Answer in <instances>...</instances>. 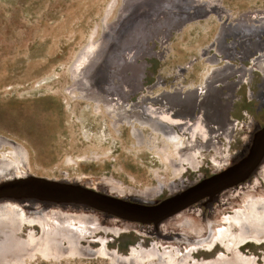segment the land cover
<instances>
[{
    "label": "rangeland",
    "instance_id": "obj_1",
    "mask_svg": "<svg viewBox=\"0 0 264 264\" xmlns=\"http://www.w3.org/2000/svg\"><path fill=\"white\" fill-rule=\"evenodd\" d=\"M125 1L128 3L126 4ZM154 1L0 0V135L15 141L26 150L24 176L20 178L14 176L12 179L18 178L22 183H28L26 177L32 176L34 179L30 183L44 181L80 185L98 195L138 206L158 207L168 199L187 192L176 199L179 203L187 196L195 194L185 200V206L183 201L180 203L179 206L183 208L179 211L170 214L168 212V215L162 218L158 217L157 220L143 223L126 220L112 213L107 214L88 205L52 203L59 207L61 205L78 207L87 211L88 217L77 216V218L68 215V212H58L54 214L55 218L50 216L49 212H44L46 219H52V223L56 220L58 223L55 224H59L62 228L69 220L71 225L79 226L80 222L75 221H79L80 218L93 220L96 217L97 220H93V224L89 222L91 224L89 229L106 230L98 235L100 237L98 240L102 243L91 244L89 248V244H86L85 248L91 252L89 256H86L80 246L72 247L64 244L62 251H56L52 247L41 245L33 252L40 253L41 249L46 247L50 252L55 253L57 259L45 261L31 254L23 260L13 261L12 264H130V258L138 259L134 264H150L154 261L159 262L158 264H203L219 256L226 260L224 264H245L244 260L249 264H264V245L257 246L250 243L241 246L240 249L236 248V243L238 244L245 237L236 227L234 228V224L229 223L228 216H224L223 219L226 225L224 224L221 229L216 227L219 233L222 232L220 236L222 245L219 244L211 252L203 248L187 252L190 246L194 245L193 239L197 235L192 231L197 229L204 233L206 219L213 217L215 211L232 202L231 190L242 187L250 189L257 180L258 170L264 166L263 156L260 164L243 181L235 185L224 181L217 185L219 187L205 188L211 182L199 186L201 182L233 166L246 153L254 134L264 127L262 78L259 76L260 73L250 71L251 65L245 63L252 56L250 51L254 53L251 45L256 41L244 40L238 49L232 50L239 58L236 57L237 61L232 62L233 67L248 70L240 74L241 79L237 77L227 80V83L232 84L233 87L231 96L226 101L221 100V106L226 104L228 108V119L234 123L230 143L226 144L220 140L224 150L223 157L232 158L231 165L226 166V169L225 164L221 167L214 165L211 161L212 156L208 154H205L204 159L199 160L198 164L192 162L190 170H187L186 166L175 164L176 167H171L163 164V153L160 151L164 150L171 155L172 149L166 148L167 143L162 136L154 135L149 130L142 132L138 137L142 142L139 145V141L129 137L127 129L122 127L113 130L109 117L95 116V113L87 107V103L79 104L80 101H73L66 93L74 86L71 82V72L75 71L73 64L88 42L102 41L94 54L96 60L110 45V38L105 39V37L118 35L121 32L125 36L123 42L126 44L129 41L128 44L125 45L123 42L116 44L114 47H109L105 53L117 56L122 54L119 58L122 62V70L125 66V71L122 73L123 82L118 80L117 88L123 85L131 87V83L138 82L139 92L128 97L126 104L136 105L140 99H143L140 108H144V111L140 109L139 114L144 119H148L159 108L158 105H152L153 99L163 93H173L176 88L180 92L183 90L181 88L194 87L202 83L211 69L205 58L210 52L206 56L202 54L213 43L216 32L221 27L228 29L237 21L264 23V0H176L177 2L170 0L168 7L157 10L155 16L142 19L143 25L141 21L138 22L141 25L140 29L132 31L128 24L135 23L133 20L147 13L149 8L146 6ZM169 7L174 8L175 14L180 11V16L175 19L176 30L165 33L168 35L155 31L148 34V37L144 36L146 39L142 43L143 48L136 53L137 42L140 40L138 35L145 32L141 30H147L156 19L166 17ZM175 14H171V17ZM226 34L225 47L232 43L233 34L237 33L230 30ZM132 37H136V40H131ZM260 44L264 47V42ZM213 54L212 51L210 56ZM224 60V57L220 58V61L224 62ZM223 65L218 67H224ZM219 88L220 93H226L221 86ZM133 110H128L127 107L125 112L128 115L137 113L136 109ZM223 111L226 112V109ZM183 125L186 129L198 128V125L194 127L187 122ZM249 125L252 127L250 131ZM179 134L184 136L181 132ZM190 139V142H195V139ZM196 141L198 144L201 143L199 139ZM24 153L21 152V156ZM79 157H87V160L73 164ZM179 173L180 175L176 176ZM91 178L102 179V182L98 180L99 182L91 183L89 181ZM222 179L225 178L221 177L216 181ZM32 186V184L28 185L29 188ZM167 186L172 190L169 191ZM222 189L230 192L227 194L226 190ZM145 191H147L146 198L151 197V201L143 202L136 196ZM8 200L11 203H39V200L35 199H26V202ZM11 219L18 220L17 216ZM183 219L186 222H183ZM94 221H101L102 224L97 225ZM164 223L167 225L169 223V226L166 228ZM177 223L182 224L176 227L174 224ZM160 225L162 228L159 229ZM255 225L251 223V226ZM80 229L85 232L84 227ZM224 229L226 231L228 229L233 235L227 234ZM229 235L232 236L230 238L233 239V243ZM226 242L232 244L234 248L232 251L242 256V262L233 260L232 255L227 251L230 245ZM109 254L125 263L117 262ZM231 260L233 263H227Z\"/></svg>",
    "mask_w": 264,
    "mask_h": 264
},
{
    "label": "bare ground",
    "instance_id": "obj_2",
    "mask_svg": "<svg viewBox=\"0 0 264 264\" xmlns=\"http://www.w3.org/2000/svg\"><path fill=\"white\" fill-rule=\"evenodd\" d=\"M169 1L170 0H155L150 5L146 6L149 8V11H147V13L142 14V16H140L138 19L133 20L135 21V23L133 22L134 24L132 22L128 24L131 26V30L134 31L133 29H138V28L140 29L139 26L143 25V22L141 21L142 19H147L149 16H155L157 10H160L162 7H168V5L170 4ZM125 2L126 4L128 3L127 1ZM166 12H167L166 17L156 19V21L153 24H151L147 30L146 29L141 30V32L142 31L145 32H142L140 33L141 35L140 34L138 35L140 40H138L137 42L136 53L140 51L139 49L143 48L142 43L145 42L144 40L146 39L144 38V36L147 35L148 37V34L153 33L155 31L156 33H163L164 35H168L165 33H168V31L176 30L177 27L175 26V19L177 18V16L178 17L180 16V11H178L175 14L174 8L172 9L170 8ZM137 13H135V15ZM171 14H175V15L171 17ZM139 21L142 22L141 25H139L138 23ZM237 22L234 23L232 26H230V28L228 29H226L225 27L224 28L221 27V29H219V31L216 32L217 34L213 40V43L210 45V47L206 48L204 53L202 54V56H206L209 52L210 54L212 53V51L214 52L212 56H210L209 54L208 57H205L206 63L210 65L211 69H209L208 73L203 78L202 83L200 82L201 83L200 85L194 87L190 86L189 88L188 87L181 88L183 90H181L180 92L177 91L178 88H176V91L173 93L172 92L170 94L163 93L159 95L155 100L153 99L152 102L153 103L152 105L159 106V108H157L158 111L155 112L154 109L153 116L149 117L148 119H144L139 114L141 110L144 111V108H140V103L141 101H143V99L142 100L140 99L136 105L126 104L128 97H131L133 94L139 92L140 88L137 85L138 82L136 84L131 83L132 85L131 87L130 85L127 86L123 85V87L117 88L118 80L122 81V73L123 71H125L124 70L125 66L124 69L122 70L123 67H121L122 62L119 58L120 55L117 56V55H113L112 53L111 54L105 53L107 52V49H109V47H114L116 46V44L117 45L121 44L124 41L125 36L122 35L121 32H119L118 35H111L109 37L110 45H108L106 49H104V51L99 56V58L97 59L95 58L96 60H94V54L96 53V49L99 48V45L102 41L93 42L92 40H90L88 42V44L85 46V48H83V50L80 52V54L78 55L77 59L73 64V70L75 71L71 72V79H72L71 82H73L74 86L73 89L67 91L66 93L70 98H72L73 101L75 100L80 101L78 102L79 104L87 103V107L90 108L93 113H95L94 114L95 116L97 115V116L109 117L111 121L110 126L113 130L120 129L122 127L127 129L129 137L131 139L139 141V145H141L142 142L140 141L141 139L138 137L139 135L142 134V132L143 133L148 132L149 130L154 135L162 136L164 138V141L167 143L168 147L166 146V148L170 147L172 149L171 155L169 153L164 152V150L163 152L160 151V153H163V164L170 165L171 167L172 166L176 167L175 164L178 166L181 165L182 167L186 166L187 170L188 169L190 170V168H192V162L197 163L199 160L204 159L205 154H208L209 156H212L211 161H213L214 165L221 167L223 164H225L224 168L226 169L229 165H231L232 158L231 156H229L228 158L226 156L223 157L224 154L222 153L224 152V150L221 147L220 140H223L226 144L230 143L231 134L234 129V123L233 121L228 119V113H227L228 108L226 104L221 106V100L226 101L231 96L230 93L232 92L231 90L233 89V87L232 84L227 83V80L234 78L236 79L237 77L241 79V75L244 74V71L248 70V69L244 70V68L243 70L236 69L235 67H233V63H232L234 60L237 61L236 60L237 55L232 50L234 48L238 49V46L244 40L246 41L250 40L253 42L256 41L254 44L251 45L254 53L250 51L252 56L248 58L249 61L247 59L245 63L251 65L250 71L256 72L258 74L260 73L259 76H261L262 78L261 80L264 86V49H263L264 47L261 46L260 44L261 42H264V23L262 21L260 22L258 21V23L254 21L253 22L237 21ZM227 27H229V25H227ZM230 30L236 31L237 34H233L234 36L232 37L233 38L232 43L227 47H225L226 40L224 41V39L225 38L227 39L226 32ZM251 31L253 34L251 33ZM133 35L134 34H132V36ZM150 37L152 36L150 35ZM246 37H248V39H246ZM133 39L136 40V37L135 38L132 37L131 40ZM147 41L148 40H146V43ZM128 42L126 44H128ZM260 46L261 48H259ZM221 57H224L225 59L224 62L220 61ZM90 60L92 65L89 67ZM222 64H224L223 65L224 67H218L220 65L222 66ZM220 86L222 87L223 90L226 91V93H224L226 96L223 93H220L221 91L219 88ZM127 107L128 110H132V111H134L133 109H136L137 113H132L131 115H128L125 112V109ZM223 109H226V112L223 111ZM185 122L194 125V127L195 125H198V128L186 129L183 127L184 126L183 124ZM248 128L250 131L252 129L251 125H249ZM179 132H181L184 136L179 134ZM190 138L195 139L194 141L196 143L190 142L191 141ZM198 139L199 142H201L202 144L201 143L198 144V142L196 141ZM258 140L260 139L258 138L256 141ZM24 151L26 152V150L20 144L16 143L11 139H8L5 136L0 135V183L3 181H8L12 183L13 181L11 180L14 176H18L19 178L24 176L23 175L24 162H25ZM21 152L24 153L23 156H21ZM86 160L87 157H79L76 160V162L73 164L82 163L85 162ZM67 165H72V164H67ZM226 170H224V172ZM179 175L180 173L177 174L176 176ZM98 180L100 181V183L102 182V179H97V178L89 179L91 183L96 182ZM230 180L227 179H222L219 181L213 180L211 181V183L206 185L205 188L210 186L215 187L217 185L222 184V182L224 181L230 183L229 182ZM84 182H86V180H84ZM90 182H87V184H91ZM23 184H25L23 185L24 189H26V191L28 192L31 191L34 187H36V184L43 185L42 181H37L33 183L23 182ZM29 184L33 185L32 188L28 187ZM65 189L67 191H74L75 193L77 192L74 189H67V188ZM167 189L169 191L172 190L168 186ZM224 190H226L225 193L227 194L228 192H230L227 189ZM146 192L147 191L137 194L136 196H138V198H140L143 202L151 201L150 200L151 197L146 198L145 196ZM231 194L233 197L232 202L229 203L228 206L219 208L217 211H215L213 217H209L206 219L204 225L205 226L204 233L197 231V229L192 231V233H197V235L195 239H193L194 245L190 246V249L187 252L201 248L207 250L208 252H211L215 249L216 246H219V244L223 242L222 239L220 238L222 232L219 233L216 227H218V229H221L223 225L226 223L223 221L224 216H228L230 219L229 223L234 224L235 225L234 228L236 227L239 232H242L244 234L245 238H243V240L239 242L240 244L236 243L237 245L236 248L240 249L241 246L250 243L257 246L264 245V166H262L261 169L258 170L257 180L252 184V187H250V189H247L246 187L237 188V189L235 188L231 190ZM194 195L195 194H191L190 196H187V198H185L184 200H188L190 199V197ZM8 199H16V198H7V200L1 199L3 200V202L2 201L0 202V264H12L13 261L23 260L24 258H26L27 255H31V254L45 261H54L57 259V257H55L54 255L55 253L52 250L51 251L53 253L50 252L48 248L46 249V247L49 246L56 251H62L64 244L67 245L69 244L72 247L80 246L81 250L86 254V256L87 255L89 256L91 255V252L89 251V249L85 248L86 244H89L88 245L89 248L91 244L100 245L102 243L100 242L101 240H98L100 239L98 235L104 231L103 227H102L103 230H101L100 227H98L100 228V230L89 229L91 228L90 223L93 224V220H95L96 217L93 218V220L91 218L84 219L83 217H82L83 220H81L80 218L79 221H75V222H80L79 226L78 224L77 226L71 225L69 223L70 221L69 220L68 224L63 226L62 228L59 224H58L59 226L55 224L58 223L56 222V220L55 223H52L53 222L51 221L52 219L51 220L46 219L45 216L46 214L44 213V212L46 213L49 212L50 216L51 215L54 216V214L58 212L60 213L68 212L67 213L68 215L71 216L74 215L76 218L77 216L88 217V215H86L87 211L85 212L81 208L79 209L78 207H70V206L67 207L62 205L61 207H59L58 205H53L49 203L46 204L45 203L37 204L33 202H29L27 204L17 203V202L11 203V201H9ZM26 199L29 198L26 197ZM11 216L12 217L17 216L18 220L16 219L12 220ZM149 218L150 217L145 219H149ZM95 221L94 223H96L97 225L102 224L101 221L98 222ZM183 222L186 221L183 219ZM252 222L255 223L256 225L251 226ZM182 223H177L174 225L178 227ZM164 224L166 228L169 226V223L168 225L167 223ZM249 226L251 227L249 228ZM80 227L82 228L84 227L85 229L83 231L85 232H82ZM160 228H162V225H160L159 229ZM228 229L230 230V228ZM228 229L227 231L224 229L227 234L229 233ZM229 234L233 235L232 232ZM228 237L229 239H231L230 237L232 236L229 235ZM22 238L25 241L24 240L21 241L20 239ZM58 239L62 243H59ZM33 240H35V242ZM232 240L233 239H231V241ZM231 243H233V241ZM228 244L230 245L227 248L229 255H232L233 260H238L242 262L243 261L242 256H239L237 252L235 253L234 251H232L234 249L232 247V244L230 243ZM41 245L46 247L44 249H41L40 253H37L35 251L33 252V250L36 249L37 246H41ZM109 255H111L112 258H114L117 262L120 261L119 263L121 262L125 263L123 260L122 261L117 260L116 257L113 256L112 254ZM137 260L138 259L136 258L135 259L130 258L129 263L134 264L135 262H137ZM233 260H231V262L227 261V263H233ZM225 261L226 260H224L222 256H219L213 260L206 261L203 264H224L226 263ZM158 263L159 262L154 261L153 263L150 264H158ZM243 263L249 264L245 260L243 261Z\"/></svg>",
    "mask_w": 264,
    "mask_h": 264
},
{
    "label": "water",
    "instance_id": "obj_3",
    "mask_svg": "<svg viewBox=\"0 0 264 264\" xmlns=\"http://www.w3.org/2000/svg\"><path fill=\"white\" fill-rule=\"evenodd\" d=\"M109 37L110 36H107L105 37V39H108ZM91 65L92 63L89 65V67ZM258 138L260 140L256 141ZM263 150L264 127L254 134V136L252 137L251 145L247 149L246 153L240 159H238V161L233 166H231L225 172L201 182L199 186L208 184L212 180H216L221 177L227 180L231 179L229 182L232 185L243 181L250 174V172L260 164V161H262L261 158L264 156ZM26 178L28 182H32V179H34L32 176H28ZM12 180L13 183H10L8 181H3L2 183H0V200L7 198H16V200H22L26 202V197H28L29 199H35L37 201L39 200V203H54L66 205L82 204L98 208L107 214L112 213L117 217L142 223L146 221H154L157 220L158 217L162 218V216H166L170 213L179 211V209L183 208L182 206H179L182 201L184 202V206L186 204L185 200H181L178 203L176 202V199L179 197L181 198L183 195L187 194V192L182 193L177 197L168 199L158 207L149 205L138 206L131 205L123 201H118L108 196L98 195L80 185H69L64 182H42L43 185L36 184V187L28 192L26 191V189H24L23 185L25 184L19 181L18 178H14ZM63 188L74 189L77 192L75 193L74 191L62 190ZM84 194H87L89 197ZM148 217H150L149 219L152 220L145 219Z\"/></svg>",
    "mask_w": 264,
    "mask_h": 264
}]
</instances>
